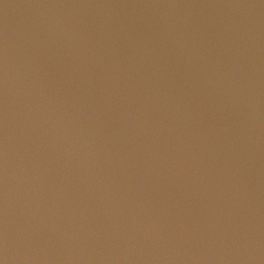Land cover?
Wrapping results in <instances>:
<instances>
[{
  "label": "water",
  "instance_id": "1",
  "mask_svg": "<svg viewBox=\"0 0 264 264\" xmlns=\"http://www.w3.org/2000/svg\"><path fill=\"white\" fill-rule=\"evenodd\" d=\"M0 264H264V0H0Z\"/></svg>",
  "mask_w": 264,
  "mask_h": 264
}]
</instances>
